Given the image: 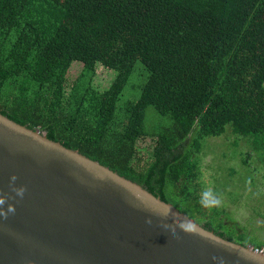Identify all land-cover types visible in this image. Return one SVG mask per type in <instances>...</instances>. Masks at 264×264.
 Wrapping results in <instances>:
<instances>
[{
	"label": "trees",
	"instance_id": "trees-1",
	"mask_svg": "<svg viewBox=\"0 0 264 264\" xmlns=\"http://www.w3.org/2000/svg\"><path fill=\"white\" fill-rule=\"evenodd\" d=\"M138 63L141 95L120 104ZM99 64L117 71L105 91ZM0 110L235 241L201 203V154L228 125L264 152V0H0Z\"/></svg>",
	"mask_w": 264,
	"mask_h": 264
},
{
	"label": "water",
	"instance_id": "water-1",
	"mask_svg": "<svg viewBox=\"0 0 264 264\" xmlns=\"http://www.w3.org/2000/svg\"><path fill=\"white\" fill-rule=\"evenodd\" d=\"M197 220L0 110V264H264Z\"/></svg>",
	"mask_w": 264,
	"mask_h": 264
},
{
	"label": "rangeland",
	"instance_id": "rangeland-1",
	"mask_svg": "<svg viewBox=\"0 0 264 264\" xmlns=\"http://www.w3.org/2000/svg\"><path fill=\"white\" fill-rule=\"evenodd\" d=\"M83 69L82 62L75 61L72 65L75 76ZM116 76V70L99 64L93 85L96 89L105 91ZM146 80L147 71L143 64L138 63L120 104L128 99L138 98ZM162 118L150 107L146 119L147 127L151 131L155 130ZM243 139L247 138L235 134L233 127L228 125L223 135L204 140L201 154V195L206 191L211 192L219 201L210 204L208 209L210 219L215 224L221 226L234 239L251 245L254 249L262 246L260 249L264 250V152H258ZM152 144V137L141 139L138 144L140 154L147 163L151 161ZM219 219L226 220L227 223Z\"/></svg>",
	"mask_w": 264,
	"mask_h": 264
},
{
	"label": "clouds",
	"instance_id": "clouds-1",
	"mask_svg": "<svg viewBox=\"0 0 264 264\" xmlns=\"http://www.w3.org/2000/svg\"><path fill=\"white\" fill-rule=\"evenodd\" d=\"M11 180L12 181H15L16 180V177H14V176L11 177ZM18 194L19 195H22L23 194L22 190L20 192H18ZM201 203L203 205H205V206H208L210 204L219 203V201L215 199L214 194H212L211 192H207L206 191V192L203 193V197L201 199Z\"/></svg>",
	"mask_w": 264,
	"mask_h": 264
},
{
	"label": "built area",
	"instance_id": "built-area-1",
	"mask_svg": "<svg viewBox=\"0 0 264 264\" xmlns=\"http://www.w3.org/2000/svg\"><path fill=\"white\" fill-rule=\"evenodd\" d=\"M255 250L258 251V252H264V250L260 249V248H255Z\"/></svg>",
	"mask_w": 264,
	"mask_h": 264
}]
</instances>
